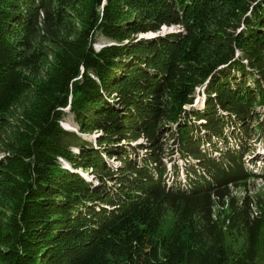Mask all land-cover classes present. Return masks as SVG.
<instances>
[{
  "label": "trees",
  "instance_id": "1",
  "mask_svg": "<svg viewBox=\"0 0 264 264\" xmlns=\"http://www.w3.org/2000/svg\"><path fill=\"white\" fill-rule=\"evenodd\" d=\"M263 107L264 0H0V264H255L260 174L218 143Z\"/></svg>",
  "mask_w": 264,
  "mask_h": 264
},
{
  "label": "rangeland",
  "instance_id": "2",
  "mask_svg": "<svg viewBox=\"0 0 264 264\" xmlns=\"http://www.w3.org/2000/svg\"><path fill=\"white\" fill-rule=\"evenodd\" d=\"M185 30L181 26H163L159 31L157 32H145V33H139L134 34L133 37H135L137 40L141 39H154L156 37H166L168 35H171L173 33H184ZM149 36V37H146ZM110 39L105 38L101 36L100 34L96 36L95 41V47L101 48L104 45L112 44ZM195 102L194 107L197 109H202L205 104V95L203 94V87L197 88L196 96H195ZM187 108V107H186ZM189 108V107H188ZM258 111L264 112V107L261 109H257ZM235 124V123H234ZM62 125L65 129L71 130L79 134L82 138L87 140L88 142H92L93 147H97L96 140L100 135L101 132H93V133H82L79 131L78 124L74 121L73 115L70 112H67V115L65 116L64 120L62 121ZM226 126L225 132L227 141L222 140L218 143V146L226 149L228 147L231 148H240V144L243 146L249 148V151L244 156L245 164L247 165V168L250 170H253L254 172H260L257 174H260L258 177L252 178L248 181L246 185H242L241 187H233L234 194L238 197L242 198L246 193L251 194L255 198V200L261 199L264 200V178L260 177L261 174L264 173L261 170L264 169V129L259 131H253L252 137H249L248 134L242 133L241 127L237 124L235 127ZM217 140V138H216ZM218 142V141H217ZM168 147V145H167ZM209 152H212L211 149H208V146L206 147ZM211 148V147H210ZM72 150V153L79 154L81 152V149L77 146H71L70 148ZM220 153H217L216 156H220ZM0 155L3 156V154L0 152ZM173 159L177 160L176 163H178L181 167L180 171V177L183 181V184H187L186 181V174L184 171L183 165L187 163L185 160L179 158V156L176 154L172 155ZM109 164L111 166H116L119 164L118 160L107 158ZM249 161L252 163V165L249 163ZM60 162L64 165L63 167L72 171L79 173L82 177H84L86 180L91 181L94 185L98 183L97 179L94 177L91 171L83 170L81 168L75 169L71 167V165L65 161L63 158L60 159ZM191 163H197V160L192 161ZM256 163V167L254 168V164ZM195 166V165H194ZM171 163L168 164V169H170ZM254 168V169H252ZM173 171H170L169 176H172ZM173 177V176H172ZM172 177L169 180V183L172 182ZM254 216L259 217L261 216V209L254 204ZM221 214V216H224V209L221 206H216L215 209V216ZM170 220V219H169ZM238 243L237 247L243 246L246 242V232H243L242 234H238ZM255 264H264V225L262 226L261 233L259 236V242H258V248H257V255L255 259Z\"/></svg>",
  "mask_w": 264,
  "mask_h": 264
}]
</instances>
